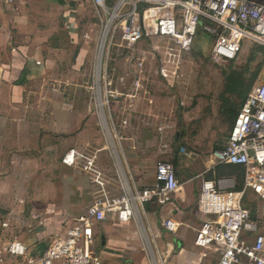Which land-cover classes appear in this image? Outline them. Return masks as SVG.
Wrapping results in <instances>:
<instances>
[{"label": "crops", "instance_id": "0c3cea01", "mask_svg": "<svg viewBox=\"0 0 264 264\" xmlns=\"http://www.w3.org/2000/svg\"><path fill=\"white\" fill-rule=\"evenodd\" d=\"M17 5L0 7V245L9 235L1 229V221L10 210L13 232L34 253L43 252L85 211L97 186L80 168L61 161L68 149L98 150L106 189L119 194L123 184L135 188L154 182L155 162L164 145L166 158L175 164L179 190L165 204H144L139 210L141 223L137 217L121 222L111 214L95 223L93 250L99 264H151L150 248L170 251L166 264L198 261L203 250L194 245L195 231L209 217L197 209L201 180L213 178L236 188V177L224 170L228 165L214 162L209 155L197 164L196 155H186L181 146L184 157H177L179 141L172 135L167 112L170 87L157 72L141 76L147 94L139 91L136 98L114 99L109 108L97 106L92 78L84 67L91 55V39L74 41L70 31L67 42L40 40L38 31L23 27ZM134 76L135 72H115L112 87L130 92ZM165 111L166 120L159 121ZM123 114L129 126H120L114 134L110 120L117 123ZM256 206L253 218L258 232L264 234L258 200ZM167 217L179 223L176 231L163 228ZM203 262L210 264L208 259Z\"/></svg>", "mask_w": 264, "mask_h": 264}, {"label": "built area", "instance_id": "2783aa9c", "mask_svg": "<svg viewBox=\"0 0 264 264\" xmlns=\"http://www.w3.org/2000/svg\"><path fill=\"white\" fill-rule=\"evenodd\" d=\"M90 1L104 23L103 46L99 55H95L90 72V88L99 107L109 108L114 99L123 102L125 98H136L139 91L148 93L141 77L144 57L134 58L136 44L141 40L150 42L153 53L159 55L157 74L169 87L180 77L181 62L190 53L199 33L211 39L209 58L213 62L235 59L246 41L264 46V2L257 0ZM16 5L17 0H0V7ZM116 36L119 43L115 41ZM89 37V32H84L83 38ZM160 41L166 44L163 51L158 45ZM116 46L126 49L123 53L126 61L135 62L130 92L112 87L115 71L109 68L104 49L109 53ZM169 60L173 63L171 68ZM101 72L106 73L101 75ZM110 122L114 134L120 126H129L126 114L117 123L113 119ZM112 143L111 137V146ZM97 153L98 150L71 148L62 155L61 161L84 171L96 184L97 191L85 211L53 237L39 255L32 256L29 247L13 232L12 211L4 215L1 229L9 235L0 245V264H7L8 258L14 259L11 264H99V257L91 249L95 223L104 221L110 214L127 222L139 214L144 204L151 201L165 204L180 188L174 165L159 159L155 162L152 184L135 188L123 184L119 194H112L106 189L105 169L98 163ZM209 156L216 163L239 166L242 187L223 185L213 178L201 180L197 209L209 217L199 224L194 236V245L203 251L198 261L191 260L189 264H205V259L210 264H264V234L258 232L257 222L244 204V194L249 190L257 197L259 212L264 216V81L258 82L246 95L224 143ZM178 225L172 217L162 222L169 232L176 231ZM212 251L215 257L210 256ZM149 253L151 264H166L170 255L168 250L152 248Z\"/></svg>", "mask_w": 264, "mask_h": 264}, {"label": "rangeland", "instance_id": "374dc122", "mask_svg": "<svg viewBox=\"0 0 264 264\" xmlns=\"http://www.w3.org/2000/svg\"><path fill=\"white\" fill-rule=\"evenodd\" d=\"M17 4L18 16L22 18L23 27L38 31L40 36L37 38L40 40L49 37L67 42L71 31L74 41L79 39L83 41L84 32H89V39L92 41L89 44L91 55L89 60L86 58L84 67L86 72H92L95 55H99L103 46L104 23L99 20L90 0H65L64 4H59L55 0H17ZM22 39L27 40L25 37ZM115 41L119 43L118 36ZM158 45L160 51L165 49L164 41H160ZM210 47L209 36L204 33L197 34L190 53L181 62L180 77L166 94H169L170 99V110L167 112L170 121L173 122L172 135L176 134V141H179L176 152L180 153L177 157H184L180 150L181 146L186 152L196 155L193 156L196 157L197 164L199 160L208 157L213 149L224 143L233 124V114L237 113L246 96L244 94L239 97L238 90L247 93L258 82L264 81V46L246 41L235 59L223 62L210 60ZM125 52L126 49L117 46L113 50L110 49L109 53H106V48L104 49L105 56L109 57L107 64L109 68H113L112 71L135 72V62L126 61L123 55ZM137 55L144 57L143 72H158L159 55L153 53L150 42L147 40L138 42L134 58ZM172 64V60H169V68ZM161 81L164 82L162 79ZM227 84L237 91L226 92ZM165 116L166 111L158 116V120L164 122ZM172 138L171 136L170 140ZM164 141L165 139L160 140V144H164ZM159 150L161 152L157 160L165 159L175 166L171 157L170 160L166 158L165 146H160ZM231 167H225L224 170L228 173L226 175L236 177L238 182L236 189H241V171L238 167H232L233 169ZM209 176L210 174H207V177ZM257 200L251 191L245 192L244 202L252 208V214L256 212ZM136 217L141 223L139 214ZM210 256L215 257L216 253L212 251Z\"/></svg>", "mask_w": 264, "mask_h": 264}, {"label": "trees", "instance_id": "16d2710c", "mask_svg": "<svg viewBox=\"0 0 264 264\" xmlns=\"http://www.w3.org/2000/svg\"><path fill=\"white\" fill-rule=\"evenodd\" d=\"M233 80V79H232ZM232 83H233V81H232ZM254 87V86H253ZM253 87L246 93V91H244V90H238L239 92L237 93L238 94V96L239 97H242L244 94H248L252 89H253ZM225 91L226 92H236L237 90H233V87H231V85H226V87H225ZM246 97V96H245ZM245 99V98H244ZM243 102V101H242ZM241 105V104H240ZM240 107V106H239ZM235 115H236V113L235 114H233V117H235ZM228 166H232V167H238L239 169H240V167L239 166H237V165H232V164H227ZM231 167V168H232ZM233 169V168H232ZM240 171H241V181H242V170L240 169ZM238 187V186H237ZM242 187V186H241ZM244 204L246 205V207H248L249 209H250V211H251V213H253V211H252V208L250 207V206H248L245 202H244ZM252 216H253V214H252Z\"/></svg>", "mask_w": 264, "mask_h": 264}, {"label": "water", "instance_id": "95a60500", "mask_svg": "<svg viewBox=\"0 0 264 264\" xmlns=\"http://www.w3.org/2000/svg\"><path fill=\"white\" fill-rule=\"evenodd\" d=\"M56 1L59 4H64L65 3V0H56ZM30 253H31L32 256H35V255H39L40 254V252L34 253L32 250L30 251Z\"/></svg>", "mask_w": 264, "mask_h": 264}]
</instances>
